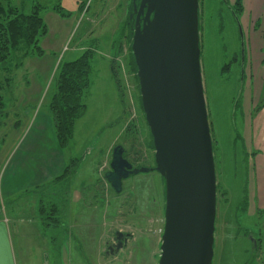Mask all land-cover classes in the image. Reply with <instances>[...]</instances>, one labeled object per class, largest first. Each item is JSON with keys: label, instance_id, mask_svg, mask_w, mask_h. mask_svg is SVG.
I'll list each match as a JSON object with an SVG mask.
<instances>
[{"label": "rangeland", "instance_id": "obj_1", "mask_svg": "<svg viewBox=\"0 0 264 264\" xmlns=\"http://www.w3.org/2000/svg\"><path fill=\"white\" fill-rule=\"evenodd\" d=\"M6 1L23 14L41 7L48 34L39 39L42 55L29 56L20 68L18 55L0 65V125L12 123L17 114L19 121L20 108L32 120L41 114L52 117L49 104L58 65L78 59L85 49L93 51L91 86L83 96L86 113L64 149L67 165L73 167L58 188L63 195L69 186L83 184L85 202H69L70 212L83 213L81 229L78 219L74 229H67L62 215L58 222L45 220L54 229H34L22 242L14 239L18 264H158L165 180L156 170L131 176L119 194L103 180L117 145L127 148L134 165L156 166L131 64L133 38L121 34L133 0ZM200 46L219 192L212 264H244L249 257L264 264V211L256 214L255 203L250 206L256 154L246 135L264 98V0H200ZM130 122L135 125L131 137L126 131ZM99 189L98 200L92 193ZM8 204L0 202L1 210ZM10 206L14 210L13 202ZM116 232L129 236L118 254L106 257ZM247 233L260 249L253 250Z\"/></svg>", "mask_w": 264, "mask_h": 264}, {"label": "water", "instance_id": "obj_2", "mask_svg": "<svg viewBox=\"0 0 264 264\" xmlns=\"http://www.w3.org/2000/svg\"><path fill=\"white\" fill-rule=\"evenodd\" d=\"M131 52L155 151V169L136 168L113 149L105 179L115 193L131 176L156 170L165 180L158 264H212L218 183L204 94L200 0H133ZM129 235L115 233L118 254Z\"/></svg>", "mask_w": 264, "mask_h": 264}, {"label": "crops", "instance_id": "obj_3", "mask_svg": "<svg viewBox=\"0 0 264 264\" xmlns=\"http://www.w3.org/2000/svg\"><path fill=\"white\" fill-rule=\"evenodd\" d=\"M260 100L246 133L247 142L256 154L255 184L249 196L250 206L255 203L256 214L264 211V98ZM22 103H26L25 100ZM18 113L19 121L17 114L15 121L2 123L3 129L0 130V202H9L8 209L5 205L3 211L0 208V264H18L14 239L22 242L29 233L35 232L34 229H54L53 224L44 223L40 214L43 202L49 201L51 206L54 205L50 210L54 219H50L58 222L57 217L64 216L69 223L67 229H74L78 219L81 229L79 218L83 213L70 212L69 202L84 203L83 196L87 195V192L83 194V184L80 188L69 186L67 194L59 193L62 191L58 190L59 179L64 175L67 162L64 149L58 143L52 117L41 114L32 120L21 108ZM19 122H23L22 128L18 127ZM99 193L100 189L97 193L93 191L92 194L96 195L93 197L99 200ZM54 203L61 204L57 207ZM37 237L39 239L38 234ZM38 244L41 243L36 242Z\"/></svg>", "mask_w": 264, "mask_h": 264}, {"label": "trees", "instance_id": "obj_4", "mask_svg": "<svg viewBox=\"0 0 264 264\" xmlns=\"http://www.w3.org/2000/svg\"><path fill=\"white\" fill-rule=\"evenodd\" d=\"M40 11L41 7L37 6L30 14H23L16 8H13L9 1L0 0V65L14 59L17 57L16 55H18L17 58H19L20 62L17 66L20 68L23 67V61L29 56L43 54L42 49L39 47V39L48 34V28L44 19L40 15ZM54 11L60 17H67L65 14L60 12V9L58 8H55ZM132 12L133 11L131 9V12L128 13L126 17L121 33L122 36L127 33L126 36H128L130 40H132L134 27V21L129 18ZM117 44L119 48H121L120 44ZM114 46H116V44ZM129 50L131 51V48H129ZM92 57V49H85L81 57L71 62H60L56 69L54 76L55 90L50 100L49 110L52 114L58 143L63 149H65V147L73 139L76 122L82 119L86 113L83 96L91 86ZM131 64H133L135 71H137L132 54ZM112 71L115 74L116 83L118 87H120L119 78L116 76L117 73L113 63ZM136 80L138 84L137 75ZM0 106L2 105L0 104ZM128 126V130L126 131L128 136L131 137V135L135 133V125H132V122H130L128 123ZM149 135V149L155 153L150 131ZM125 157L129 158L127 148H125ZM133 166L136 168H148L145 164H136ZM72 167V165H67L64 175H62L59 180L63 181L67 179L71 174ZM43 205L41 206L40 214L43 216V220L45 221L50 219L52 214L50 213V209L43 207ZM48 216H50V218H48ZM52 219L54 218L52 217ZM248 235L250 234L247 233L246 236ZM256 248L260 249L261 247L260 245L257 247V244L253 245V250ZM250 258L251 257H249L247 259L248 261H246L247 263L245 262L244 264H258L255 263L254 259L251 261Z\"/></svg>", "mask_w": 264, "mask_h": 264}, {"label": "flooded vegetation", "instance_id": "obj_5", "mask_svg": "<svg viewBox=\"0 0 264 264\" xmlns=\"http://www.w3.org/2000/svg\"><path fill=\"white\" fill-rule=\"evenodd\" d=\"M128 159V158H127ZM133 164V163H132ZM134 165V164H133ZM125 235H127V234H125ZM250 236V237H249ZM246 238L248 239V240H250L251 239V244L252 245H256L257 244V242H256V240L253 238V237H251V235H248V236H246ZM126 241H127V238L126 239H124V244L126 243ZM118 242H116L115 241V235H114V240L111 242V243H109L108 245H107V250H106V253L107 252H109V253H111V251H109V248L110 247H114V245H116ZM106 253H105V256H106Z\"/></svg>", "mask_w": 264, "mask_h": 264}]
</instances>
